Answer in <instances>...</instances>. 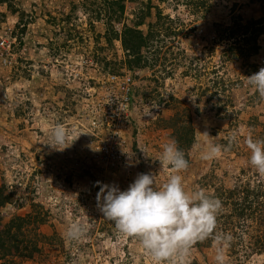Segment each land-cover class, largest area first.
Segmentation results:
<instances>
[{"label":"rangeland","instance_id":"obj_1","mask_svg":"<svg viewBox=\"0 0 264 264\" xmlns=\"http://www.w3.org/2000/svg\"><path fill=\"white\" fill-rule=\"evenodd\" d=\"M8 1L16 13L24 11L31 20L21 33L15 26L17 14L0 4V14H4L0 16V187L11 195L10 202L0 208V231L16 215H34L38 210L45 219L31 226L39 236V253L22 264H153L136 239L119 234L114 223L103 218L89 183L94 179L123 191L145 173L155 175L157 186H162L176 174L171 168L162 170L157 160L163 145L174 140L167 119L176 112L191 121L194 131V143L184 150L190 166L181 173L189 193L200 189L212 193L202 187V177L210 171L217 177L230 172L234 177L227 182L230 186L242 180L251 187H264V175L250 168V154H245L247 136L258 139L264 134V100L258 99L242 75V61H222L226 45L233 43L229 25L238 16L242 24L261 17V3L208 0L207 11L199 7L193 12L187 2L194 0L124 1L122 22H114L113 31L119 34L122 24L132 25L138 9L149 3L152 16L141 29L154 24V7L158 6L173 19L174 24L166 19L163 26L172 25L174 35L168 38L161 32L156 62L132 74L134 91L140 97L131 108L133 120L123 126L120 153L112 158L97 151L94 140L90 143L87 116L95 97L105 91L103 82L126 68L120 42H108L105 20L95 18L101 0ZM258 43L264 48V34ZM261 61L260 55L249 60L258 65ZM225 74L227 82L233 83L227 98L210 100V77ZM206 86L210 93H202ZM252 117L256 123L249 128ZM57 125L65 128L72 143L63 151L48 146ZM233 135L238 149L222 151L212 160L201 159L209 145H226ZM73 223L87 227L80 242L65 239ZM255 232L246 222L236 238L248 245ZM25 235L33 238L32 230ZM216 255L214 242L209 247L194 245L188 264H217ZM223 255L224 264H264V253L244 259L243 251L236 262L228 244Z\"/></svg>","mask_w":264,"mask_h":264},{"label":"trees","instance_id":"obj_2","mask_svg":"<svg viewBox=\"0 0 264 264\" xmlns=\"http://www.w3.org/2000/svg\"><path fill=\"white\" fill-rule=\"evenodd\" d=\"M124 1L125 0H101L94 14H96L95 18L98 21L101 20V18L105 20L106 40L111 42L112 39H117L120 42L125 55V69L135 74L136 70L148 66L150 62H156L158 49L160 50L162 48V39L160 38L161 32L164 31V37L168 38L174 35V32L171 30L172 25L164 27V21L169 19L171 20V24H174V21L169 18V15H163L162 9L156 6L154 7V24H149L147 29L143 31L141 27L145 24L144 20L152 16V6L148 3L145 7H140L138 9V13L132 25L122 24L120 33L118 34L116 31H113V23L116 22L119 24L122 22L125 12ZM128 1L136 2L137 0ZM169 1L170 0H159V2L164 4ZM206 1L208 0H194L192 3L188 1L187 4L192 5L193 12L199 9V7L207 11L209 3L207 4ZM250 1L261 3L263 6L261 7L263 14L257 19H249L244 24L241 23V18L239 16L236 17V20L232 21L231 25H229L228 37L232 38L233 43H228L226 45L223 52L225 57L222 59L223 64L234 63L237 60L242 61V75H244V77H246L245 75L250 77L254 73H257L260 68L264 67V48L258 43V37L264 34V0ZM0 4H5L7 8H10L12 13L17 12V8L13 7L12 3L8 0H0ZM16 14L18 16V21L15 26L18 28L20 27L21 33H24L31 18L28 19V15H25L24 11ZM0 16H4V14L1 13ZM227 40L228 38H225L224 41L227 42ZM258 55H260L262 59L261 65L249 62L251 57ZM105 69L107 70V67H105ZM102 72L104 74L106 73L105 70ZM113 72L114 71L110 70V73L113 74ZM225 76L227 75L225 74L220 77L215 75L214 77H210L209 83L211 93L209 91L210 87L208 86L203 88L202 93L209 92L208 98L210 100L214 98L216 102L220 99L227 98L226 92L229 91V86L233 83L230 79L227 82ZM139 95L138 92L135 93L133 87V99L128 109L126 126L130 125V120H133L130 118L131 108L135 104V98L140 97ZM256 95L258 99H260L257 92ZM87 96L90 97L89 95ZM250 101L252 104V97ZM167 120L172 130V136L177 142L178 147L183 151L189 149L194 143V131L191 121H186L185 115L179 117V112H176ZM255 123L256 119L252 117L248 123L249 128L254 127ZM133 132L134 131H132V133ZM258 139H264V134ZM227 143L226 141V144ZM234 148L238 149L237 142H234L231 150L227 152H231ZM245 154H250V150H247ZM251 167L252 166H250V168ZM244 169L241 170L242 173L245 172ZM229 173L230 172L226 171L223 172L222 176L217 177L215 172L210 171L202 177V187L211 190L212 193L207 195L218 198L222 202V209L217 216V231L227 233L231 236L232 239L228 242L230 253L236 256V262L239 263L241 251L244 252V259L252 254L260 255L264 253V187L260 184L251 187L249 181L243 184L242 180L239 183L234 181L230 186L227 182H229V179L234 180V177ZM89 185L91 190L97 194L99 187L96 186L94 179L92 181L90 180ZM10 200L11 195L6 194L5 189L0 187V208L9 203ZM36 207L43 209L40 205H36ZM41 215L40 211L37 210L34 215L29 212L24 216H13L8 223H6L2 231H0V264H22L23 261L32 260L34 254L39 253V236L34 229H31V226L37 227L38 223L45 222L44 217ZM246 222H250V224L256 228L253 237L254 240L248 245L243 244V240L238 242L240 239L236 238L239 234V230L243 229ZM31 230L33 232V238L25 235L26 231ZM234 239H237L236 245ZM212 243L213 240L208 239L203 242H197L195 247H209Z\"/></svg>","mask_w":264,"mask_h":264},{"label":"clouds","instance_id":"obj_3","mask_svg":"<svg viewBox=\"0 0 264 264\" xmlns=\"http://www.w3.org/2000/svg\"><path fill=\"white\" fill-rule=\"evenodd\" d=\"M248 85L264 100V67L250 77ZM194 100V99H193ZM147 116H153L151 112ZM204 135L209 136L208 133ZM70 137L62 125L53 130L50 146L63 151L70 147ZM235 135L226 145L212 144L201 152V159L212 160L223 152L230 151ZM250 150V165L264 175V139H254L251 134L245 139ZM161 169L176 173L162 185L157 186L155 175L141 173L127 190H120L115 184L96 182L97 208L103 218L114 223L117 232L136 239L153 264H188L191 250L197 242L212 239L217 246V264H224L223 248L231 240L227 233L217 231V216L222 202L206 194L203 189L189 193L181 173L189 168L185 152L175 140L163 145L157 159ZM87 233V227L73 223L65 233V239L80 242Z\"/></svg>","mask_w":264,"mask_h":264},{"label":"built area","instance_id":"obj_4","mask_svg":"<svg viewBox=\"0 0 264 264\" xmlns=\"http://www.w3.org/2000/svg\"><path fill=\"white\" fill-rule=\"evenodd\" d=\"M103 84L105 91L95 97L96 103H92L87 115L93 137L89 141L94 140L96 150L106 157L115 158L124 144L122 131L133 99L134 81L132 73L124 69L121 75H110ZM98 136L103 138L97 139Z\"/></svg>","mask_w":264,"mask_h":264}]
</instances>
